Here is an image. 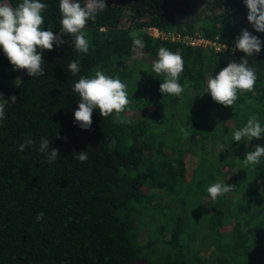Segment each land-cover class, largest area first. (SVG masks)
<instances>
[{"label": "trees", "instance_id": "1", "mask_svg": "<svg viewBox=\"0 0 264 264\" xmlns=\"http://www.w3.org/2000/svg\"><path fill=\"white\" fill-rule=\"evenodd\" d=\"M40 2L48 5L41 30L59 35V0ZM106 4L83 29L88 53L76 52L65 34L64 45L42 50L43 76L13 70L0 48V99L9 102L0 120V264H264V156L258 165L243 163L254 145L264 146V135L232 139L252 115L264 127V47L246 57L256 69L253 91H238L235 104L225 107L206 91L207 81L243 52L170 42L143 30L198 31L234 44L247 28L264 41L247 20L244 0ZM137 38L142 49L134 48ZM161 47L183 58L179 96L163 95L165 75L152 71ZM136 50L151 59L138 62L151 75L123 65ZM77 59L81 70L73 76L67 65ZM96 70L119 76L130 103L106 118L94 110L91 129L82 130L74 123L79 96L72 88ZM42 137L60 152L53 163L38 151ZM26 138L35 143L18 150ZM83 150L88 160L80 162L75 157ZM216 182L235 187L213 200L207 188ZM174 245L177 255L169 252Z\"/></svg>", "mask_w": 264, "mask_h": 264}, {"label": "clouds", "instance_id": "2", "mask_svg": "<svg viewBox=\"0 0 264 264\" xmlns=\"http://www.w3.org/2000/svg\"><path fill=\"white\" fill-rule=\"evenodd\" d=\"M248 9L247 20L256 32L264 33V0H244ZM47 4L40 0H22L16 7L8 3L0 2V48L8 58L13 70H27L30 77L45 75L42 68L44 59L42 50H53L54 45L60 47L66 42L62 37L67 34L71 37L69 46H73L78 53L87 54L89 51V42L85 38L83 29L89 20H95L97 14L106 9V0H86L82 6L75 0H59V10L61 13L62 31L59 35L48 30H41L45 24L42 11L46 10ZM134 48L142 49L144 47L141 39L133 40ZM227 45L224 46V49ZM264 47V41L254 35L247 28L241 30L234 41L233 53L240 50L245 55L239 62L232 60L226 67L220 70L214 77H209L207 81V92L210 93L213 101L227 107L233 106L237 100V93L251 92L254 89L257 76L256 69L250 67L246 57H253L259 54ZM137 56L142 52H137ZM79 59L72 60L67 65L68 71L77 75L81 68ZM152 71L156 74H164L165 79L160 84V91L163 95L170 94L179 96L183 87L178 83L180 74L184 71V61L180 54L174 53L164 47L158 50V59L152 65ZM72 91L77 93L78 108L74 111V123L82 130H90L93 120L94 110H99L102 117H108L113 112L120 114L129 105L126 84L122 82L119 76L112 78L103 71L96 70L95 75L87 77L81 75L79 80L74 83ZM3 94L0 93V97ZM11 103L17 102L16 96L10 98ZM0 120L5 117V105L9 104L7 100L0 99ZM181 133L187 138L190 132L187 128H181ZM264 135V127L258 121L256 115L248 118L246 124L234 130L232 133L233 141L237 144L242 139L253 138L259 140ZM61 138V137H58ZM66 139V138H62ZM35 143L34 140L26 138L24 143L18 146V150L24 151ZM51 142L47 138H41L38 151L47 158V163H53L60 156L58 149L50 147ZM264 156V146L254 145V150L244 154L243 163L245 165H258L260 158ZM75 159L80 162L88 160V154L85 150L77 153ZM235 186L216 182L207 188L210 197L215 200L218 196L229 193ZM44 213H38L36 221L43 220Z\"/></svg>", "mask_w": 264, "mask_h": 264}, {"label": "built area", "instance_id": "3", "mask_svg": "<svg viewBox=\"0 0 264 264\" xmlns=\"http://www.w3.org/2000/svg\"><path fill=\"white\" fill-rule=\"evenodd\" d=\"M143 30L154 38L161 40H166L170 42H178L185 45L200 47L203 49H213L214 51H230L234 48L233 43H228L225 41H220L217 36L212 38L202 35L200 32L196 31L194 33H187L175 30H165L157 25H146ZM227 47L224 49V46Z\"/></svg>", "mask_w": 264, "mask_h": 264}, {"label": "rangeland", "instance_id": "4", "mask_svg": "<svg viewBox=\"0 0 264 264\" xmlns=\"http://www.w3.org/2000/svg\"><path fill=\"white\" fill-rule=\"evenodd\" d=\"M82 1H83L84 4H86V0H82ZM137 52H141V51L140 50H136V52L134 51V53L130 57L128 56V57L124 58L123 59V65L125 66V68L127 67L129 69H132V73L134 75L146 76L148 74V73L146 74L147 71L145 69L147 67V65L146 64L140 65V64H138V62L139 61H143L145 63H149V62H151V59L150 58H145L144 55L137 56V54H136ZM148 75H151V74H148ZM193 162L195 163V161H192V162H190L191 165H190V163L188 164L189 165V169H188L189 173L188 174L190 176L193 173V171H192L193 170V166H194ZM227 202H228V199L226 197V205H229V202H228V204H227ZM145 231H146V229L143 228V234L145 233ZM160 246H162V244H160ZM172 247H173V249L171 251H169V252L170 253L172 252V255H177L179 247L177 245H174ZM163 248L164 247H162V249Z\"/></svg>", "mask_w": 264, "mask_h": 264}]
</instances>
